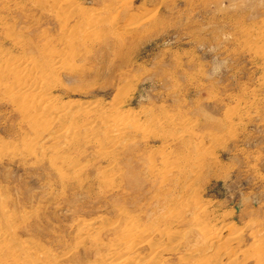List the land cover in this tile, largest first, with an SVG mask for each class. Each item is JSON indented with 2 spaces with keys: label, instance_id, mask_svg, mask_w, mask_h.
<instances>
[{
  "label": "rangeland",
  "instance_id": "374dc122",
  "mask_svg": "<svg viewBox=\"0 0 264 264\" xmlns=\"http://www.w3.org/2000/svg\"><path fill=\"white\" fill-rule=\"evenodd\" d=\"M65 1L0 0L2 264H102L129 223L142 264H264V0Z\"/></svg>",
  "mask_w": 264,
  "mask_h": 264
},
{
  "label": "bare ground",
  "instance_id": "6f19581e",
  "mask_svg": "<svg viewBox=\"0 0 264 264\" xmlns=\"http://www.w3.org/2000/svg\"><path fill=\"white\" fill-rule=\"evenodd\" d=\"M60 2H61V0H60ZM58 3V2H57ZM125 3H127V1L126 0H120V4L121 5H123V7L125 6L124 4ZM62 4V3H61ZM63 4L65 5V7L67 6V4H68V0L67 1H65V2H63ZM62 4V5H63ZM120 5V6H121ZM119 6V7H120ZM62 11V10H61ZM65 13V12H64ZM65 22V21H64ZM8 66H11L14 70H18V69H20V71H19V73L20 72H24L25 71V69H26V67H27V65H25V63H23V62H21L20 60H18V61H12V62H10V63H8L7 64ZM58 68H60L58 65H57V63H55L54 64V67L52 68V71L54 72V71H58L57 69ZM51 69V68H50ZM49 71V70H48ZM51 72V71H50ZM52 73V72H51ZM54 74V73H53ZM53 74H51V75H53ZM43 76V75H42ZM45 82V81H44ZM46 83V82H45ZM41 87V86H40ZM44 87V86H43ZM42 87V88H43ZM32 88V87H31ZM28 91H29V89H28ZM32 91V90H31ZM37 91V90H36ZM44 93V89H39L37 92H36V95L34 96V100H36V102L37 103H39V105H41L40 107H43V108H45L46 110H50V108H51V103L50 102H48L45 98H46V96L43 94ZM32 100H33V98H32ZM31 100V101H32ZM35 102V101H34ZM87 106V105H86ZM95 106V105H94ZM93 106V104H92V107H90L89 108V110L88 111H86V112H92L91 110H93L95 107L97 108V106H95L94 107ZM87 107H89V106H87ZM84 108H86L85 106H84ZM83 108V109H84ZM60 110V109H59ZM86 110V109H85ZM25 111V110H24ZM83 111V110H82ZM94 111H96V110H94ZM59 112V111H58ZM57 112V113H58ZM118 112V111H117ZM60 114H62L63 113V111H62V113H61V111L59 112ZM57 114V115H59V116H57V120H60L61 118H62V115H60V114ZM119 113V112H118ZM84 114H85V112H84ZM87 114V113H86ZM89 115V114H88ZM113 115L114 116H112V117H116L115 116V114L113 113ZM118 115V114H117ZM86 116V115H85ZM56 119V118H55ZM97 119V118H96ZM132 121V120H131ZM115 123H120V125H117V127H119V126H125V127H131L133 124H132V122H131V125H130V122L129 121H117V122H115ZM115 123H114V125H115ZM85 124V123H84ZM79 124V125H77L76 127H73V128H76L75 130H80L79 132H82L84 135H90V134H92L93 133V131H94V126H92V125H87V124ZM73 126V125H72ZM75 126V125H74ZM120 128V127H119ZM113 129H116V128H113ZM128 129H131L132 130V127L131 128H128ZM74 129H72V131H73ZM116 130H118V128L116 129ZM121 130V129H120ZM119 130V131H120ZM74 132V131H73ZM76 132V131H75ZM74 132V133H75ZM74 133H72V132H70V131H68V133H67V136H68V138L69 139H73V140H75L74 138H76V135H73ZM81 133V134H82ZM120 133H122V132H120ZM117 134H118V132H117ZM75 136V137H74ZM85 137V136H84ZM87 138H88V136H86ZM91 137V135L89 136V138ZM72 140V141H73ZM71 141V140H70ZM111 147H109L108 149L109 150H111V149H113V148H111ZM108 152V154H109V151H107ZM102 154V153H101ZM104 154H106V153H104ZM162 159V158H161ZM112 163V162H111ZM200 213H206V208L204 207V206H200ZM173 214V213H172ZM175 214V213H174ZM178 215V214H177ZM179 216V215H178ZM173 217H176V215L175 216H173ZM170 218L172 219V217L170 216ZM177 218V217H176ZM6 219V218H5ZM174 221H175V218H174ZM177 221V220H176ZM93 224L94 223H92V222H88V223H86L85 224V226H84V231H92L93 229H94V226H93ZM9 225V224H8ZM98 225H101V226H104V228H107L108 226H107V224H105V223H103V221H99L98 222ZM135 225V224H134ZM134 225H133V223H129V225H128V227H126L125 229H124V235H123V241L125 240V241H127V243H129L130 242V244L129 245H125L126 247L123 249L122 247V249L123 250H119L118 248H119V246L118 247H116L117 245H119V244H117L116 246H112V247H110L109 249H108V255H107V257L104 259V260H102V264H142L143 263V261H142V263L139 261V260H137V261H134L133 260V258L131 259L130 258V255L132 254V253H129V251L130 250H132V249H134L135 247H145L146 245L148 246H150V244H149V242H150V240H147V238L146 239H144L143 241H141L139 244H135V239L136 238H138V237H140L141 235H138V233H137V235H136V230L138 229H136L135 227H134ZM137 227V226H136ZM198 228L201 230V229H203V230H205V232H208L207 233V236H206V238L204 239V241L206 242V243H209L210 245H213L217 240H216V233H215V230L213 229V227L209 224V223H207V222H198ZM3 229V228H2ZM110 229H112V228H108V230H110ZM12 230V229H11ZM10 230V231H11ZM107 230V229H106ZM230 230V227L228 226V228H227V231H229ZM2 231V230H1ZM97 230H95V231H93V232H96ZM100 231V230H99ZM100 233V232H99ZM168 233V234H167ZM94 234H97V233H94ZM153 234V233H152ZM155 234H156V232H155ZM158 235H159V233H158ZM171 235H173V233L172 232H166V234H164V235H162L161 234V236H160V239H162L163 237H166L167 239V242H168V240H169V242L171 241L170 239H172L171 237ZM5 236V235H4ZM95 236H97V238H98V236L99 235H95ZM156 236V235H155ZM175 236H176V234H175ZM3 237V236H2ZM2 237H0V239L2 238ZM4 238V237H3ZM2 238V239H3ZM174 238V237H173ZM1 239V240H2ZM237 239V237L236 236H231L230 238H228V241L229 242H232V241H234V240H236ZM173 240V239H172ZM120 241V240H119ZM135 241V242H134ZM5 242V241H4ZM28 241H26V242H24V243H22V245H20L19 246V248L18 249H21V250H26V251H31V248H33V246H31V244L30 243H27ZM225 242H227V241H225ZM20 243V244H21ZM228 243V242H227ZM115 244V243H114ZM3 244L0 242V264H2V262H1V258H2V256H3V254L5 253L4 251H7L6 249V246H2ZM7 245V244H6ZM122 245H123V243H122ZM121 245V246H122ZM173 245V244H172ZM8 246V245H7ZM10 246V245H9ZM120 248V249H121ZM152 248H153V250H152ZM164 247H162V246H160L159 247V245H155V247H150L149 249L150 250H152L150 253H152L146 260L143 258V260H145V264H155V258H156V256H158V253L162 250H164L163 249ZM13 250V252L15 251L14 250V248L12 247V246H10L9 248H8V250ZM166 249V248H165ZM33 250V249H32ZM167 250V252L169 251V253H173L174 251H176V246H172L171 248L169 247V249L167 248L166 249ZM165 250V251H166ZM161 251V252H162ZM217 253V252H216ZM220 254H222V253H220ZM229 254V253H228ZM141 256V255H140ZM227 256V254H224V255H219V257H220V259H219V262H222L225 258H228V257H226ZM4 257V256H3ZM137 257V256H136ZM139 257V256H138ZM215 257H216V254H215ZM214 258V257H213ZM134 259H136L135 257H134ZM139 259V258H138ZM142 259V258H141ZM157 259V258H156ZM208 259V258H207ZM3 260H4V258H3ZM5 260H7L6 258H5ZM41 260H42V257H41ZM209 260H210V258H209ZM209 260H205L202 264H211V263H213V264H215V259H212L211 261L212 262H209ZM157 262V261H156ZM4 263V262H3ZM158 264V263H157ZM198 264V263H197Z\"/></svg>",
  "mask_w": 264,
  "mask_h": 264
}]
</instances>
